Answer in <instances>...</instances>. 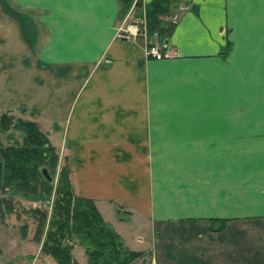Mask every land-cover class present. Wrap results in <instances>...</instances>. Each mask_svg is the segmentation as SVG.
I'll return each instance as SVG.
<instances>
[{"label":"crops","instance_id":"1","mask_svg":"<svg viewBox=\"0 0 264 264\" xmlns=\"http://www.w3.org/2000/svg\"><path fill=\"white\" fill-rule=\"evenodd\" d=\"M151 1L0 0V114L66 149L75 195L127 251L264 264V0H172L160 60L118 35Z\"/></svg>","mask_w":264,"mask_h":264},{"label":"trees","instance_id":"2","mask_svg":"<svg viewBox=\"0 0 264 264\" xmlns=\"http://www.w3.org/2000/svg\"><path fill=\"white\" fill-rule=\"evenodd\" d=\"M173 4L172 0H152L145 8L147 32L156 33L163 46L174 28L169 19ZM135 6L141 7L140 0H136ZM6 115H0V122L6 123L0 126L2 129L10 124ZM18 125L21 143L6 147L0 143V191L35 195L40 189L46 193L52 179L47 181L41 170L56 167L58 156L34 122L20 121ZM54 194L42 250L55 264H75L70 254L73 237L84 248L89 264H130L142 255L124 248L119 236L102 220L93 200L75 195L66 160L59 169ZM2 210H13L4 198H0V213ZM43 215L40 218H45Z\"/></svg>","mask_w":264,"mask_h":264},{"label":"rangeland","instance_id":"3","mask_svg":"<svg viewBox=\"0 0 264 264\" xmlns=\"http://www.w3.org/2000/svg\"><path fill=\"white\" fill-rule=\"evenodd\" d=\"M6 118L9 120V126L7 125L8 127H3V129L0 128V130H6L0 131V143L3 147L21 143L22 133L19 131L18 124L20 121H30L17 114H7ZM5 124V122H0V126ZM43 131L47 130H40L41 133ZM58 138V136H53L52 139V143L56 145L57 150V143L60 141ZM49 144L52 146L50 142ZM63 150L66 152V149ZM63 150L60 152L55 150L58 156L56 167H48L45 169L52 179V184L50 188L47 189L46 193L40 189L35 195L0 191V198L7 199L13 207L11 212L2 210L0 213V240L2 242L12 241V243L15 241L16 244H18L17 247L12 244L13 246L5 248H2L0 245V250L4 249L7 254L6 259H11L12 256H16L19 253V257L25 256V258H27L25 260V262H28L27 264H55L52 258L43 252L42 244L48 230V223L51 216L53 201L55 199L54 191L58 179V172L63 162L65 160L67 161V157ZM40 214H44L45 218H40ZM118 217L126 218V213L120 211ZM134 229H138L137 226H135ZM138 237L141 239L140 241ZM19 241H21V245H19ZM73 242L74 245L70 250V254L75 264H89L84 248L80 245L78 239L73 237ZM131 242L135 244V246L137 245L139 249H148V245L151 244L152 239L147 231H138L131 236ZM141 254L140 257L130 264H153L149 252H143ZM25 262L21 260L18 261V264H25ZM7 264H9V262Z\"/></svg>","mask_w":264,"mask_h":264},{"label":"built area","instance_id":"4","mask_svg":"<svg viewBox=\"0 0 264 264\" xmlns=\"http://www.w3.org/2000/svg\"><path fill=\"white\" fill-rule=\"evenodd\" d=\"M174 20L175 18L172 19V21ZM118 35L126 39L143 40L146 43V54L148 57L160 60L166 56L165 46L157 41V34H148L145 19L126 20L118 29Z\"/></svg>","mask_w":264,"mask_h":264},{"label":"water","instance_id":"5","mask_svg":"<svg viewBox=\"0 0 264 264\" xmlns=\"http://www.w3.org/2000/svg\"><path fill=\"white\" fill-rule=\"evenodd\" d=\"M41 174L44 176V178L47 180V181H51V177L49 176V174L47 173V171L45 169H42L41 170Z\"/></svg>","mask_w":264,"mask_h":264}]
</instances>
